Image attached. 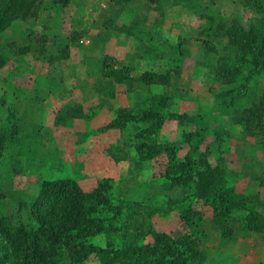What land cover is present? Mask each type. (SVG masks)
<instances>
[{
	"label": "rangeland",
	"instance_id": "rangeland-1",
	"mask_svg": "<svg viewBox=\"0 0 264 264\" xmlns=\"http://www.w3.org/2000/svg\"><path fill=\"white\" fill-rule=\"evenodd\" d=\"M25 2L0 0V264L29 237L40 264H130L159 233L264 264V68L224 34L264 39V0Z\"/></svg>",
	"mask_w": 264,
	"mask_h": 264
},
{
	"label": "trees",
	"instance_id": "trees-1",
	"mask_svg": "<svg viewBox=\"0 0 264 264\" xmlns=\"http://www.w3.org/2000/svg\"><path fill=\"white\" fill-rule=\"evenodd\" d=\"M17 0H10L11 5L14 6V2ZM34 0H29L25 2L27 7L32 5ZM6 5V0H3ZM0 29L9 22V17L1 16L0 14ZM225 36L227 40L235 45L240 52L245 54V51L256 49L259 54H255L254 61L252 64L259 68H264V39H258L254 32L251 30H243L239 26L234 25L227 27L225 31ZM264 101V100H263ZM70 245L64 243L66 247L71 252V256L74 261L84 260L86 255L95 250L89 244L76 243L73 238L68 237ZM174 239L166 233H159L152 238V241L144 245L135 247L133 254L135 259L130 264H186L185 257L183 256V251L177 249L174 245ZM24 244L23 261L20 264H40V256L38 254V249L33 237H29Z\"/></svg>",
	"mask_w": 264,
	"mask_h": 264
}]
</instances>
